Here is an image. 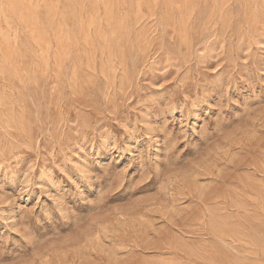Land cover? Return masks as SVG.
Segmentation results:
<instances>
[{
  "label": "rangeland",
  "instance_id": "rangeland-1",
  "mask_svg": "<svg viewBox=\"0 0 264 264\" xmlns=\"http://www.w3.org/2000/svg\"><path fill=\"white\" fill-rule=\"evenodd\" d=\"M0 264H264V0H0Z\"/></svg>",
  "mask_w": 264,
  "mask_h": 264
}]
</instances>
